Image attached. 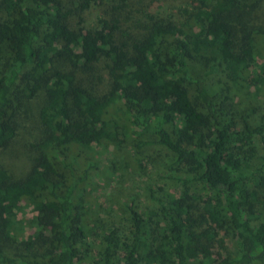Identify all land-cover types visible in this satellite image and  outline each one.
<instances>
[{"label":"trees","instance_id":"obj_1","mask_svg":"<svg viewBox=\"0 0 264 264\" xmlns=\"http://www.w3.org/2000/svg\"><path fill=\"white\" fill-rule=\"evenodd\" d=\"M257 6L0 0V148L17 134L18 99L46 91L30 170L0 166V264H264ZM152 148L172 192L90 197L96 176L120 184ZM226 238L233 250L219 261L212 247Z\"/></svg>","mask_w":264,"mask_h":264},{"label":"rangeland","instance_id":"obj_2","mask_svg":"<svg viewBox=\"0 0 264 264\" xmlns=\"http://www.w3.org/2000/svg\"><path fill=\"white\" fill-rule=\"evenodd\" d=\"M248 21L249 23L263 25L264 27V6L255 7L251 11V18H249ZM62 66L67 68V62L63 63ZM195 67L199 68L198 65H195ZM86 83V86L92 89V91L94 90L97 92V90L102 89L101 83L95 87L90 74H87L86 76ZM45 97L46 91L42 88L39 90L38 94L34 95L32 98L20 97L18 99L19 105L17 117L15 119L17 134L8 145L0 148V166L11 169L14 173V177H21L25 175L28 170H30V164L35 154L34 150L36 149L33 144L42 136V127L38 123L36 108L45 100ZM240 108L241 106L239 109ZM253 117L254 116H252L251 119ZM122 142L118 147L130 154L131 149L127 146L126 142ZM110 149H113V147L111 146ZM115 149L114 151L116 152ZM157 152H162V149H149L148 153L150 159L148 158L146 160V158H144V160L139 164L140 166H137V169H128L127 177H125L124 181L120 182V184H118L117 179L115 181L112 177H108L106 173H100V175L96 176L94 190H90V197L94 194L98 196L101 192H104L107 196H121L130 192H139L140 195L138 197L143 200L145 198L146 192L144 191H146L145 187L147 185L162 187L165 191H167V193L172 192L171 185L166 180L161 179L156 173V164L153 161V158ZM98 190L100 192H98ZM119 190H121L124 194H118L120 192ZM33 216L34 212L32 213L30 211H28L25 215L18 216V224L20 226H25L23 232L24 236H28L32 232V229L28 228L26 222L28 219L30 221ZM220 236L222 235L220 234ZM212 250L214 252V257L218 258L219 261H222L229 253L232 252L233 247L230 239L226 238L220 247L216 242L212 247Z\"/></svg>","mask_w":264,"mask_h":264}]
</instances>
